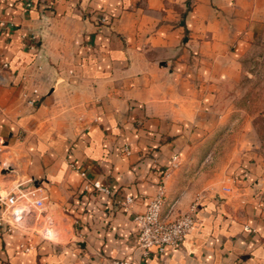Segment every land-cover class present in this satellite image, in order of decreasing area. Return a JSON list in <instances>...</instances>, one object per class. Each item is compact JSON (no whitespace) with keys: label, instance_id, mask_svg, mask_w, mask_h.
<instances>
[{"label":"crops","instance_id":"1","mask_svg":"<svg viewBox=\"0 0 264 264\" xmlns=\"http://www.w3.org/2000/svg\"><path fill=\"white\" fill-rule=\"evenodd\" d=\"M263 22L264 0H0V184L32 177L55 221L52 239L0 229V264H264L251 157L217 185L196 166ZM159 182L195 220L141 257L132 217Z\"/></svg>","mask_w":264,"mask_h":264},{"label":"built area","instance_id":"2","mask_svg":"<svg viewBox=\"0 0 264 264\" xmlns=\"http://www.w3.org/2000/svg\"><path fill=\"white\" fill-rule=\"evenodd\" d=\"M102 20H105L103 17ZM29 48L35 47L34 36L30 37ZM4 139L0 134V153L3 150ZM176 162H172V167ZM5 170V172H1ZM16 170L8 159L0 157V177ZM84 174V172H81ZM93 185L102 191L108 189L99 182ZM133 202V197L127 195L123 203ZM166 203L163 182L157 184L155 193L148 200L141 212L133 214V220L138 228L136 247L140 256L145 257L153 249L163 251L165 246H178L186 237L195 220L196 199L186 210L175 206V201ZM29 223V224H28ZM31 231L44 239H52L55 233L53 214L48 209V194L45 188L37 184L32 177L15 178L7 186L0 184V229L10 231L14 228H30ZM108 264H131L127 259H112Z\"/></svg>","mask_w":264,"mask_h":264},{"label":"rangeland","instance_id":"3","mask_svg":"<svg viewBox=\"0 0 264 264\" xmlns=\"http://www.w3.org/2000/svg\"><path fill=\"white\" fill-rule=\"evenodd\" d=\"M240 61L237 82L216 103L221 112L224 110L223 116L215 110L209 117L216 120V124L198 149V158L205 160L198 161L196 166L201 168V174L215 176L217 185L222 182L229 164L239 162L246 153L256 165L252 170L261 180L260 186L264 187V22ZM192 170L194 172L193 167ZM21 177L17 175V178Z\"/></svg>","mask_w":264,"mask_h":264},{"label":"water","instance_id":"4","mask_svg":"<svg viewBox=\"0 0 264 264\" xmlns=\"http://www.w3.org/2000/svg\"><path fill=\"white\" fill-rule=\"evenodd\" d=\"M1 172H5V170H2Z\"/></svg>","mask_w":264,"mask_h":264}]
</instances>
